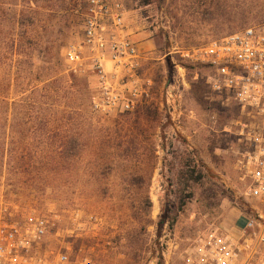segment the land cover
Here are the masks:
<instances>
[{"label":"rangeland","instance_id":"obj_1","mask_svg":"<svg viewBox=\"0 0 264 264\" xmlns=\"http://www.w3.org/2000/svg\"><path fill=\"white\" fill-rule=\"evenodd\" d=\"M102 1L120 5L125 38L137 47L149 41L148 48H138L133 74L136 87L148 97L131 112L105 114L89 107V99L98 92L93 54L82 47L90 0H0L16 5L23 14L22 31L27 29L36 40L28 48L22 38L11 54L6 37L13 28L0 13L5 103L0 135L15 156L8 163L10 155L5 147L1 152L0 144V197L47 219L48 252L63 251L90 264H186L198 235L215 228L236 234L228 226L235 216L257 218L264 225V201L245 195L247 180L236 165L238 153L252 148L241 128L264 133V111H241L235 102L216 96L207 84V64L185 56L245 28L264 29V0ZM29 5L32 14L26 9ZM71 49L78 51L76 72L66 60ZM110 68L106 63V70ZM123 76L117 87L128 89L131 79ZM70 77L79 94L67 89ZM48 81L50 87L41 89ZM143 108L148 109L153 143L136 137L129 158L115 159L112 170L103 163L97 169L92 166L96 180L88 168L43 172L48 179L66 180L65 185L54 181L44 188L24 182L37 175L35 166L27 174L13 169L17 163L70 161L73 146L85 166L90 157L82 149L87 142L95 143L86 142L95 135L88 117L92 121L135 117ZM38 113L51 115L53 124L41 129L43 117ZM61 118L67 126L55 124ZM62 133L74 136L67 144L68 154L48 152ZM153 144L157 159L151 156ZM252 263L264 264V245Z\"/></svg>","mask_w":264,"mask_h":264},{"label":"built area","instance_id":"obj_2","mask_svg":"<svg viewBox=\"0 0 264 264\" xmlns=\"http://www.w3.org/2000/svg\"><path fill=\"white\" fill-rule=\"evenodd\" d=\"M122 12L117 3L90 0L83 26L82 47L93 54L91 69L98 92L90 103L95 112L125 113L148 93L135 85L138 66L137 45L122 35ZM194 63L207 64L210 90L225 101L235 102L241 111H264V29L248 27L210 42L185 55ZM73 72L79 65L78 51L66 52ZM106 63L110 70H106ZM131 79L128 89L117 87L123 75ZM121 79V80H120ZM251 140V149L238 153L236 165L247 180L245 195L264 201V133L240 130ZM48 221L34 212H24L0 197V264H90L72 259L66 252H48L44 238ZM264 245V225L246 218L236 234L218 228L198 235L192 242L186 264H253L258 248Z\"/></svg>","mask_w":264,"mask_h":264},{"label":"trees","instance_id":"obj_3","mask_svg":"<svg viewBox=\"0 0 264 264\" xmlns=\"http://www.w3.org/2000/svg\"><path fill=\"white\" fill-rule=\"evenodd\" d=\"M147 4V1H146ZM26 9L30 11L32 14L34 10L32 9L31 5L27 6ZM0 13L5 14L6 21L9 26H11V30L13 28V31L6 37V44L9 47V50L12 53H14L17 49V42L21 41L23 38L24 42L27 43L28 48L34 47L36 45V40L31 37V34L27 31V29L23 32L22 28L25 26L22 21H21V16H23L21 11L17 10L16 5L11 4V5H4L0 4ZM31 24H32V19ZM29 26V25H27ZM19 28V33L17 32V29ZM23 32V35L22 33ZM19 39V40H18ZM1 38H0V45H1ZM20 47V44H19ZM1 51V50H0ZM2 52V51H1ZM4 56V52L2 53ZM1 56V55H0ZM29 58V57H28ZM17 60L14 61V65H16ZM70 76H74L73 74H70ZM72 77H70L69 81L70 84L66 83L68 85L67 89L72 90L73 93H80L79 89H76L78 85H75L74 80ZM52 84L51 81H48L44 84V86L41 89H47L50 87ZM62 89L65 91L66 87L61 86ZM38 90L37 87L32 89L33 93ZM3 89L1 88L0 85V114L4 110V100H3ZM91 98L89 99V107L92 110L91 103H90ZM29 109H31L29 107ZM32 109H34L32 107ZM94 111V110H92ZM41 112V111H37ZM147 113L148 109L143 108L140 113H138L135 117H130V116H125L119 119H114V120H102V119H97L92 121L90 117H88V120L86 122L88 127H94L95 135L92 138L87 137L86 142L89 140L94 141L95 143L90 145L88 142L85 145V150L82 149V151H85L88 156L90 157V160L87 162L88 164L85 166L82 165V163L78 162V157L80 156V151H78V154L73 153L75 146L70 148V155L69 157H72L70 161L65 160V161H58V162H44L36 165H30V164H21L17 163L14 165L13 169H16L19 171V173H25L27 174L28 169L31 167H34L36 170L37 175H35L32 178L26 179L24 182L26 184L30 185H39L40 187L47 188L48 184L52 182H58V184L65 185L64 178H58L57 180L54 179H48L47 177L42 176L41 174L43 172H47V174L51 172H65V171H73L75 169H80L82 168V171L85 170V168H88L89 171L91 172L94 169H97L98 165L100 164H106L109 166V168L113 167V161L115 159H122V160H127L129 156L131 155L130 150L134 145L136 144V137H141L144 138V141H147L148 143L152 144V134H150L149 129H148V119H147ZM38 116L43 117L40 121V127L41 129L45 127L49 128L53 122L50 120L51 115H43L38 113ZM55 124H58L59 126L65 127L67 126V123L64 121L63 118L61 120H58L55 122ZM86 125V124H85ZM1 130V129H0ZM0 134H2L0 132ZM74 136H70L69 133H62L61 137L58 138L59 141L56 142L55 139L53 140V143L55 144L56 147L51 148L48 147L49 151L48 152H55L59 156L67 155L68 154V149H67V144L73 140ZM53 139V138H52ZM142 141V140H141ZM77 142V141H76ZM0 144H1V152H5L8 155H10V159L8 160V163H11V158L15 157L12 154L11 149L9 150V146H4V138L1 137L0 135ZM4 147L6 148L4 150ZM15 154V153H14ZM151 156L154 159H157L156 156V150L155 146L153 144V147L151 149ZM94 167V169L92 168ZM96 172V171H95ZM90 177L92 179H97V175L92 173L90 174ZM49 187V186H48ZM164 221H161L160 224H163Z\"/></svg>","mask_w":264,"mask_h":264},{"label":"crops","instance_id":"obj_4","mask_svg":"<svg viewBox=\"0 0 264 264\" xmlns=\"http://www.w3.org/2000/svg\"><path fill=\"white\" fill-rule=\"evenodd\" d=\"M149 47V41L143 42L141 44L138 45V48L140 50V48H148ZM233 216V215H232ZM245 219L243 216L242 217H238L235 216L234 218H232V222H229L228 226L232 229H235L236 231L240 230L243 226H244V222Z\"/></svg>","mask_w":264,"mask_h":264}]
</instances>
